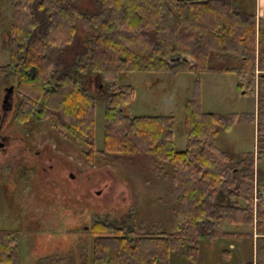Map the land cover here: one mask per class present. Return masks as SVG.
I'll return each instance as SVG.
<instances>
[{"label":"trees","instance_id":"trees-1","mask_svg":"<svg viewBox=\"0 0 264 264\" xmlns=\"http://www.w3.org/2000/svg\"><path fill=\"white\" fill-rule=\"evenodd\" d=\"M10 10L9 63L0 65V93L13 86L14 120L29 130L54 119L87 146L81 153L94 165L96 103L85 84L95 77L105 82L100 97L106 100L99 153L147 154L154 173L170 178L168 231L147 228L132 210L108 218L87 209L81 217L87 227L51 229L67 245L34 264H171L173 252L195 261L202 243L218 239V226L253 224L255 157H236L214 142L215 133L229 129L240 114L203 112L197 96L186 101V145L177 150L173 116L128 115L133 88L123 90L117 82L119 73L165 70L255 78L257 150L264 155V19L237 0H10ZM79 23L87 27L84 33ZM256 179L264 189V174ZM256 213L254 264H264V208ZM18 239L17 231L0 228V264H18Z\"/></svg>","mask_w":264,"mask_h":264},{"label":"rangeland","instance_id":"rangeland-1","mask_svg":"<svg viewBox=\"0 0 264 264\" xmlns=\"http://www.w3.org/2000/svg\"><path fill=\"white\" fill-rule=\"evenodd\" d=\"M254 1L237 0V3L250 12ZM10 11V0H0V65L9 63ZM86 30L87 27L79 23L80 33ZM189 61L192 63L191 59ZM229 63L217 61L216 65ZM117 83L123 90L126 86L133 88V96L125 106L128 115L173 116L177 150L186 145L183 131L186 101L197 96L203 112L240 114L229 129L215 133L214 142L236 157L241 152L252 153L257 163L254 179L260 172L264 174V155L257 150L258 106L252 94L255 78L241 79L235 73L215 70L198 75L189 71H134L119 73ZM104 84L95 77H90L85 84L87 91L95 95L96 103L94 165H89L81 153L88 149L87 146L69 136L54 119L25 130L22 140L28 144V150L24 159L19 149H13L11 156L0 152V173H22L34 162L30 149L40 151L43 161V168L33 171L36 174L30 180L29 189L25 175H20L22 183L18 182L14 191L11 180L7 183L0 180V228L19 233L18 264H34L40 256L60 253L67 240L50 230L64 232L66 229L73 231L77 226L87 227L81 220L87 209L108 218L123 216L132 210L147 228L160 227L164 231L170 228V197L167 194L170 178L154 173L151 157L143 153L126 158L99 153L105 125L106 100L100 97ZM1 96L2 93L0 100ZM13 120L12 125L17 127L19 124ZM256 215L253 211L252 225L223 223L217 229L218 239L211 244L202 243L195 261L173 252L171 264H254ZM251 231L252 238L225 234ZM80 234L85 236L83 231ZM69 237L74 239V235Z\"/></svg>","mask_w":264,"mask_h":264},{"label":"flooded vegetation","instance_id":"flooded-vegetation-1","mask_svg":"<svg viewBox=\"0 0 264 264\" xmlns=\"http://www.w3.org/2000/svg\"><path fill=\"white\" fill-rule=\"evenodd\" d=\"M9 86L4 87L0 100V152H2L4 155L11 156L13 149H19L21 159H24L23 157L26 155L28 150V144L24 140H22L24 137L22 134L25 132L26 126L18 125L17 127H15L14 125H12V118L16 112L17 99L14 94V88H12L11 91L6 90V88ZM99 87L100 85L98 86V88ZM98 88L96 90H99ZM15 129H19V131ZM29 152L31 159H33L34 162H32L28 167H25V170H28V172L24 170L22 171V173L20 172L19 174L0 173V176H2L0 177V180L3 183H7L11 180L12 191L15 190L16 184L18 182L22 183L20 175H25L24 181L28 184L27 189H29L31 187L30 180L36 174L33 171L43 168L42 156L39 155L40 151L30 149Z\"/></svg>","mask_w":264,"mask_h":264},{"label":"built area","instance_id":"built-area-1","mask_svg":"<svg viewBox=\"0 0 264 264\" xmlns=\"http://www.w3.org/2000/svg\"><path fill=\"white\" fill-rule=\"evenodd\" d=\"M252 207L254 213L258 207L264 208V189H261L257 185V179H254V189L252 195Z\"/></svg>","mask_w":264,"mask_h":264},{"label":"crops","instance_id":"crops-1","mask_svg":"<svg viewBox=\"0 0 264 264\" xmlns=\"http://www.w3.org/2000/svg\"><path fill=\"white\" fill-rule=\"evenodd\" d=\"M250 12L255 14L257 19L258 18L264 19V0H255L254 6ZM252 94L257 99V87L256 86L252 90Z\"/></svg>","mask_w":264,"mask_h":264},{"label":"water","instance_id":"water-1","mask_svg":"<svg viewBox=\"0 0 264 264\" xmlns=\"http://www.w3.org/2000/svg\"><path fill=\"white\" fill-rule=\"evenodd\" d=\"M177 59H179V57H177ZM12 88H13V86L11 85V86L7 87L6 90H7V91H11ZM5 97H6V95H5ZM71 176H72V175H71Z\"/></svg>","mask_w":264,"mask_h":264}]
</instances>
